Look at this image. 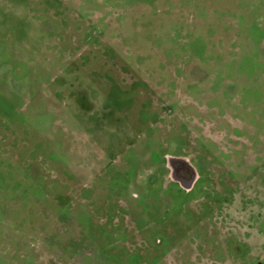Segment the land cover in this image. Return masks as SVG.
I'll use <instances>...</instances> for the list:
<instances>
[{
	"label": "rangeland",
	"instance_id": "1",
	"mask_svg": "<svg viewBox=\"0 0 264 264\" xmlns=\"http://www.w3.org/2000/svg\"><path fill=\"white\" fill-rule=\"evenodd\" d=\"M0 264H264V0H0Z\"/></svg>",
	"mask_w": 264,
	"mask_h": 264
},
{
	"label": "flooded vegetation",
	"instance_id": "2",
	"mask_svg": "<svg viewBox=\"0 0 264 264\" xmlns=\"http://www.w3.org/2000/svg\"><path fill=\"white\" fill-rule=\"evenodd\" d=\"M199 172V171H198ZM200 174V172H199ZM199 177H197L196 181L194 182L193 185H191V188H194V186L196 185V183L198 182ZM183 181V180H182ZM181 180L175 181L177 184H179L180 187H182L184 190H188V187L184 184V182H182ZM190 188V187H189Z\"/></svg>",
	"mask_w": 264,
	"mask_h": 264
},
{
	"label": "water",
	"instance_id": "3",
	"mask_svg": "<svg viewBox=\"0 0 264 264\" xmlns=\"http://www.w3.org/2000/svg\"><path fill=\"white\" fill-rule=\"evenodd\" d=\"M179 161L182 162V163H184V164H186V165L189 164V163H187V161H186L185 159H183V158H182V159H179ZM189 166H190V169H191L193 172H195V171H194V168H193L190 164H189Z\"/></svg>",
	"mask_w": 264,
	"mask_h": 264
}]
</instances>
